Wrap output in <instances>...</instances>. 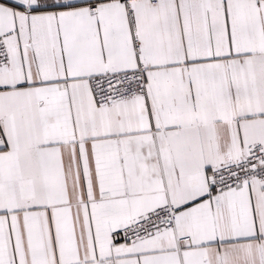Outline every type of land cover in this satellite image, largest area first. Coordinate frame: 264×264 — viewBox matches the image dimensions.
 Listing matches in <instances>:
<instances>
[{"label":"snow or ice","instance_id":"6c2138e0","mask_svg":"<svg viewBox=\"0 0 264 264\" xmlns=\"http://www.w3.org/2000/svg\"><path fill=\"white\" fill-rule=\"evenodd\" d=\"M0 264H264V0H0Z\"/></svg>","mask_w":264,"mask_h":264}]
</instances>
